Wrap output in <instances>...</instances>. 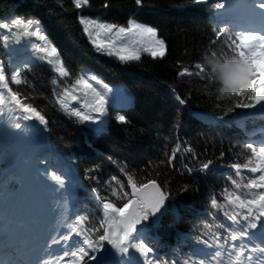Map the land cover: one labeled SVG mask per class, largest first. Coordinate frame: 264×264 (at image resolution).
<instances>
[{
  "label": "trees",
  "instance_id": "1",
  "mask_svg": "<svg viewBox=\"0 0 264 264\" xmlns=\"http://www.w3.org/2000/svg\"><path fill=\"white\" fill-rule=\"evenodd\" d=\"M220 1L194 4L190 0H144L140 7L135 0H89L88 5L78 9L73 0H0V21L17 16L41 21L73 73L69 78L76 79L81 69L88 67L104 82H123L134 93L131 106L115 111L125 115L127 123L109 118L106 131L92 134L57 104L56 73L35 60L30 47L35 39L22 40L8 48L0 42V59L9 69L17 64L30 65L25 70L29 84L10 86L28 96V102L48 120L44 148L39 143V129L32 122H22L24 131L15 129L11 127L15 113L4 109L5 114L0 116V166L8 168L14 160L16 165L9 174L17 177L24 172V166L39 165V160L48 156L46 169L65 176L75 171L100 196L110 195L109 184L115 186L113 176L125 182L126 190L131 191L121 168L133 173L138 182L155 179L172 195L162 213L149 221V231L156 235L160 248L172 255L179 254L178 260H185L184 253L186 259L198 257L205 247L202 239H208L204 236L205 225L231 223L222 211L212 208L211 200L215 197L218 203H225L224 189L232 188L228 178H236L231 164L245 161L249 153L241 146L253 142L250 130L252 124L257 125L252 123L256 118L252 109L228 112L232 102L215 99V83L177 75L181 67L205 62L211 49L218 54L225 51L220 41L212 43L217 28L209 17L214 10L211 5ZM80 14L121 24L132 17L143 20L158 29L167 45L166 55L155 59L143 55L138 62L123 64L99 54L83 30ZM222 39L226 40L227 35ZM173 90L187 99L186 106L178 104ZM175 114L180 116L178 128L173 127ZM241 119L243 123L237 125ZM77 126L87 131L91 145ZM14 142L15 147L6 149ZM177 145L180 151L175 167L161 165L160 161L166 160ZM186 147H191L192 152H186ZM209 160L210 168L200 171L201 163ZM185 165L194 171L188 173ZM185 186L189 189L186 192L182 191ZM90 190L77 185L74 201L78 215L89 216L93 223L99 221L101 211Z\"/></svg>",
  "mask_w": 264,
  "mask_h": 264
},
{
  "label": "snow or ice",
  "instance_id": "2",
  "mask_svg": "<svg viewBox=\"0 0 264 264\" xmlns=\"http://www.w3.org/2000/svg\"><path fill=\"white\" fill-rule=\"evenodd\" d=\"M190 2L202 4L207 3V0ZM73 3L79 9L88 5L89 0H73ZM135 4L143 7L144 0H135ZM211 7L220 10L225 8V4L216 2ZM250 7L253 26L234 32L228 27L214 29L215 39L212 43L220 41L225 51L218 54L215 49H211L206 53V57L221 59L237 57L244 66L243 73L232 81L237 85L235 90L231 91L227 98L215 96L217 101L232 102L228 112L264 105V0H252ZM80 23L97 51L115 57L123 64L140 61L142 52L150 54L154 59L164 58L166 55L165 40L159 37L155 26L147 23L135 19L128 20L126 26L91 19H81ZM0 33H6L0 34V42L5 48L11 44H20L22 40L32 41L34 38L36 42H31L30 47L36 61L46 63L61 82L63 78L73 75L39 19L17 16L8 21H0ZM225 35L227 39L223 40ZM29 67V64H17L9 69L5 61L0 59V116L5 114L4 109L10 108L15 113L11 118V127L24 131L25 125L22 122L35 121L43 126L41 128L45 131L48 125L45 115L28 102V96L10 86L28 85L25 70ZM209 72L210 68L205 62H197L193 66L181 67L177 75L200 77L205 79L207 84L215 83L208 75ZM90 80L100 87L93 86L89 78L80 75L70 87L63 88L57 96V104L81 122L102 124L100 117L105 114L106 97L111 89L95 75L91 76ZM173 92L178 104L186 106L187 99L175 90ZM76 93H81L84 99L81 100V95ZM69 99L79 102L80 106L71 107ZM115 119L120 123H127L125 115H117ZM179 120V114H175L173 127H179ZM95 131L103 133L105 129L98 127ZM241 147L249 154L243 163L231 164L236 178H228L232 188L224 189L225 203H218L215 197L211 200L212 208L222 211L223 216L231 223L205 225L204 236L208 239H202V243L205 248L215 250L196 261L185 259L182 264H264V233L255 235L259 229L264 228V142L258 145L247 142ZM179 151L180 146L177 145L160 164L175 167L174 161ZM185 151L191 153L192 149L186 147ZM223 155L224 153H221V156ZM48 159L49 157L45 156L39 163ZM211 164V160L202 162L200 171L208 170ZM184 167L188 173L194 171L188 165ZM120 171L126 177V185L131 191H127L125 182L116 176L111 178L115 186L109 184V196H100L97 189H92L102 209L97 224H92L87 215L79 214L73 218L65 216L64 226L67 230L49 237L42 248L47 258L37 261V264H89V261L97 259L94 253L103 250L106 244L120 254H129L130 249L135 250L142 258V264H177L175 259L169 261L155 256V248L145 232L148 222L157 218L165 209L172 193L166 191L155 179L138 182L130 171L124 168ZM45 175L47 177L49 174L46 172ZM50 178L55 181L57 191L65 188V179L61 174L52 172ZM188 190L187 186L182 189L185 192ZM121 201L122 203H119ZM57 246L60 251L54 252L53 249ZM136 264H141V261L137 260Z\"/></svg>",
  "mask_w": 264,
  "mask_h": 264
},
{
  "label": "rangeland",
  "instance_id": "3",
  "mask_svg": "<svg viewBox=\"0 0 264 264\" xmlns=\"http://www.w3.org/2000/svg\"><path fill=\"white\" fill-rule=\"evenodd\" d=\"M251 2L252 0H227L225 4L228 5L227 6L228 9L227 10L220 9L213 14L212 19L214 25L218 27H228V28L235 27L238 30L248 29L252 27L253 18H252V9L250 7ZM81 19H85V20L91 19L99 22L114 23L112 21L103 18H93L86 15H80V20ZM134 19L137 20L138 22L146 23L138 18H134ZM115 24L119 26L127 25V23L126 24L115 23ZM99 54L108 56L101 52H99ZM143 55H150V54L146 52H142L141 57ZM111 58H115V57H111ZM80 75H84L86 78H89V82L93 83V86L96 87H100V86L97 85L94 81L90 80L91 76L95 75L99 80L103 81L99 77L97 72L89 69L88 67H83L81 69L79 76ZM74 80L75 79H71V78H63V81L61 82L60 78H58L56 74L57 95H59L63 91V88L70 87L71 84L74 83ZM103 83L106 82L103 81ZM106 84L108 85L109 89H111V91L107 93V97H106L107 105H106L105 114L104 116L100 117L102 124L81 122L79 121L78 118L66 112L69 116L75 118L80 124L85 126L92 134H101L95 131V129L98 127H103L106 131L108 129V119L111 117V113H112V117L115 119V117L117 115H121V113L113 114L114 113L113 111H118L124 108H128L134 102V93L125 85V83L115 82V83H106ZM76 94L81 95V100L84 99L81 93H76ZM68 103L71 107L80 106L79 102L71 101L70 99ZM253 111L256 114V116H258L255 122L264 124V105H257V107L253 109ZM252 133L255 138H260V141L257 142V145L260 144L261 142H264V126L260 128V131L252 130ZM14 145L15 144H13L12 146ZM31 167L32 166H30L29 169H27L25 172L24 177L26 180L24 179V181H22L21 176H18V178L14 180V181H22L23 186H22V182L18 183L16 185L15 192L12 193L13 190H10L11 185L10 183H7L8 181L9 182L11 181L9 175L7 174L8 170L5 169L3 166H0V182H4V184L0 185V224H2L1 226L3 227L2 229L3 231L7 228L11 230L12 233H18V234H20L21 232L30 233L29 241L31 243V246L29 249V253L32 254L34 257L39 258L42 257L43 255L42 248L45 245V243L48 241L49 239L48 237H50L51 235H55L58 232L62 233L64 230L63 228H65L63 227L64 218L63 216H61V213L64 210L66 202L69 203V201L68 199H65L67 197V193L62 194L61 191L63 190L68 192L70 187H72V190H74L75 192L76 183L73 182L71 178H65L63 176V178L65 179V188L57 191L56 190L57 185L55 181L51 180L50 173H48L49 175H47L46 177L44 172H40L38 170L39 165L37 164L34 165L32 169ZM30 169L31 171L29 173ZM47 190L50 193H48L46 196L45 193ZM20 191L21 194L19 197V195L17 194ZM40 191H41V196L39 199V203L34 206L35 203L33 204V202L36 200L37 195L40 193ZM1 192H6V194ZM58 203L60 206L58 205ZM31 204H33L32 210L26 208L23 211V213L20 212L19 206L20 207L22 206L23 208L24 205L30 206ZM69 205L71 206L70 203ZM60 207L62 208V210ZM0 233L3 232L0 230ZM6 233L8 234L7 230ZM146 235L148 236L147 233ZM148 237L153 238L151 236ZM106 246H107V251H105L104 248L102 252L99 251L94 253L97 259L95 261H89V264H136L137 260H140L142 264V258L139 256V253L135 252V250L134 252L136 258L132 257L130 253L133 251V249L129 250V254H120L110 245L106 244ZM154 255L162 259H167L169 261L173 260V257L165 256L161 252H158V250L156 249ZM104 256L106 257L102 258Z\"/></svg>",
  "mask_w": 264,
  "mask_h": 264
},
{
  "label": "clouds",
  "instance_id": "4",
  "mask_svg": "<svg viewBox=\"0 0 264 264\" xmlns=\"http://www.w3.org/2000/svg\"><path fill=\"white\" fill-rule=\"evenodd\" d=\"M205 63L210 68L209 76L215 81V93L227 98L237 87L232 81L243 73V64L237 57H205Z\"/></svg>",
  "mask_w": 264,
  "mask_h": 264
},
{
  "label": "bare ground",
  "instance_id": "5",
  "mask_svg": "<svg viewBox=\"0 0 264 264\" xmlns=\"http://www.w3.org/2000/svg\"><path fill=\"white\" fill-rule=\"evenodd\" d=\"M225 17V16H224ZM61 203V202H60ZM60 206V205H59ZM74 208H73V206H70L69 205V203L68 202H66V205H65V207H64V210H63V212H62V216H63V218L65 217V216H67V217H69V218H71V213H72V210H73ZM1 225L2 224H0V230L2 231V229H3V227H1ZM65 227V226H64ZM64 230H63V232H65L67 229L66 228H63ZM8 231V235L9 234H11V232H9V229H5V231ZM3 232V231H2ZM62 232V233H63ZM3 233H5V232H3ZM2 233V234H3ZM5 234H7V233H5ZM46 234V233H45ZM46 236V235H45ZM36 237V236H35ZM49 238V237H48ZM47 239V238H46ZM49 240V239H48ZM18 244L21 242L20 240L19 241H16ZM25 241H23V243H24ZM16 243V244H17ZM23 243H22V245H21V247L20 246H18V247H20V248H22L24 245H23ZM55 248H57L58 249V252L60 251V248L57 246V247H55ZM0 261H3L2 260V258H0ZM3 264H8L7 262L5 263H3Z\"/></svg>",
  "mask_w": 264,
  "mask_h": 264
}]
</instances>
